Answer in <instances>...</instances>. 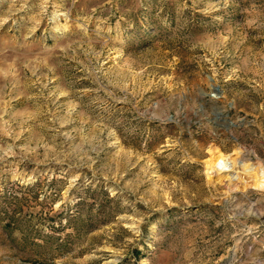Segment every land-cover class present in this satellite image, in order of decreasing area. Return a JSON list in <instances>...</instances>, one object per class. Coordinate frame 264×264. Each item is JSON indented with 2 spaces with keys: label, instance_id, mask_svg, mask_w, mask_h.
Wrapping results in <instances>:
<instances>
[{
  "label": "rangeland",
  "instance_id": "374dc122",
  "mask_svg": "<svg viewBox=\"0 0 264 264\" xmlns=\"http://www.w3.org/2000/svg\"><path fill=\"white\" fill-rule=\"evenodd\" d=\"M260 174L264 0H0V264H264Z\"/></svg>",
  "mask_w": 264,
  "mask_h": 264
},
{
  "label": "bare ground",
  "instance_id": "6f19581e",
  "mask_svg": "<svg viewBox=\"0 0 264 264\" xmlns=\"http://www.w3.org/2000/svg\"><path fill=\"white\" fill-rule=\"evenodd\" d=\"M215 166H217L219 168H225L226 167V163H224L219 158V159L215 160ZM210 167H212V164L211 163H209V165H208V168H210ZM255 185H257L258 187H263L264 186V176H263V174H260L258 176V178L256 179V182H255Z\"/></svg>",
  "mask_w": 264,
  "mask_h": 264
}]
</instances>
